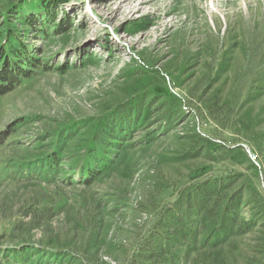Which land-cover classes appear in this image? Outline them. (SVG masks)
<instances>
[{
    "label": "rangeland",
    "instance_id": "1",
    "mask_svg": "<svg viewBox=\"0 0 264 264\" xmlns=\"http://www.w3.org/2000/svg\"><path fill=\"white\" fill-rule=\"evenodd\" d=\"M38 2L0 0V46L16 35L40 62L0 95V249L41 251L40 264H128L180 190L231 175L257 202L242 216H264V0H68L47 35L24 25ZM137 103L145 112L114 141L109 169L84 183L77 157L92 127ZM33 207L50 210L19 224ZM221 249L223 264L261 258L264 221Z\"/></svg>",
    "mask_w": 264,
    "mask_h": 264
},
{
    "label": "trees",
    "instance_id": "2",
    "mask_svg": "<svg viewBox=\"0 0 264 264\" xmlns=\"http://www.w3.org/2000/svg\"><path fill=\"white\" fill-rule=\"evenodd\" d=\"M37 1L39 2L34 10L38 11V16L25 17L24 25L47 35L44 26L53 23V9L67 3L68 0ZM56 29H58L56 32L63 31L59 26ZM10 38L0 46V95L12 91L40 69V62L36 58L38 49L23 43L16 35L11 34ZM140 109V103L133 107L129 105L127 109L99 120L93 126L95 129L92 127L91 132L94 136L87 141L82 155L77 157L79 158L77 164L85 174L82 176L84 183H89L101 171L109 169L110 158L106 154L111 153L110 148L118 145L114 141L123 142V139L129 137V131L135 126L133 121L135 112L144 111L143 108L142 111ZM143 118L141 115L139 124ZM61 138L59 142H62ZM3 140L4 138L0 137V147ZM60 153L57 144L47 156L48 171L54 169L60 159ZM236 184V176L231 175L227 178L205 179L180 190L173 201L157 213L156 220L151 223L144 236L135 241L128 264H223L224 261L218 257L221 248L233 237L246 235L256 226L257 221H264V216L257 219L252 209H249L251 218L245 219L242 216L243 206H253L257 202L255 199H246L242 196L250 185L241 191L235 189ZM35 209L38 210L35 207L29 214L26 213L19 224H33L35 227L50 210L44 208L40 210L41 214H37L38 211ZM26 218L28 221L23 222ZM18 225H13V228H18ZM6 229L3 227V230ZM38 253L41 251L29 247L0 249V264H40L39 257L31 259ZM82 253L88 257V253L84 251ZM261 253V258L251 261L250 264H264V253L262 251Z\"/></svg>",
    "mask_w": 264,
    "mask_h": 264
}]
</instances>
